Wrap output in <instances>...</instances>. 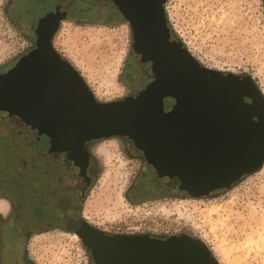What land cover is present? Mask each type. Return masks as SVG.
Listing matches in <instances>:
<instances>
[{
	"label": "water",
	"instance_id": "obj_1",
	"mask_svg": "<svg viewBox=\"0 0 264 264\" xmlns=\"http://www.w3.org/2000/svg\"><path fill=\"white\" fill-rule=\"evenodd\" d=\"M109 1L130 25V56L148 91L100 101L51 47L49 33L38 36L0 73V181L37 221L75 233L98 262L219 264L187 234L107 236L79 215L90 181L87 140L125 139L144 155L154 185L174 197L207 195L264 164V98L253 81L201 65L171 39L166 0ZM165 96L174 99L169 111Z\"/></svg>",
	"mask_w": 264,
	"mask_h": 264
},
{
	"label": "rangeland",
	"instance_id": "obj_2",
	"mask_svg": "<svg viewBox=\"0 0 264 264\" xmlns=\"http://www.w3.org/2000/svg\"><path fill=\"white\" fill-rule=\"evenodd\" d=\"M6 2L0 0V66L15 60L26 46ZM96 2L100 10L111 11L109 0ZM164 8L174 39L201 65L250 78L264 98V0H166ZM111 18L110 23L64 21L53 39L100 101L126 97L130 89L125 81L132 89L139 86L133 62H127L131 28L114 11ZM94 140L97 167L83 204L90 224L118 234L184 233L200 240L219 264H264V164L204 196L162 194L131 203L125 194H131L138 176V182L153 183L145 157L130 151L121 137ZM9 210L0 196V217ZM73 234L58 227L30 232L24 239L30 264H91L81 239Z\"/></svg>",
	"mask_w": 264,
	"mask_h": 264
},
{
	"label": "flooded vegetation",
	"instance_id": "obj_3",
	"mask_svg": "<svg viewBox=\"0 0 264 264\" xmlns=\"http://www.w3.org/2000/svg\"><path fill=\"white\" fill-rule=\"evenodd\" d=\"M6 11L12 24L23 36L26 42V46L21 51V53L15 58V60L0 66V73L7 71L16 63V61L21 56L25 55L31 49L35 48L38 41V36H42L43 33L44 36L45 34L49 33L51 47L58 53V55L61 58L69 62L62 54H60L57 51V49L53 44L54 36L61 27V24L64 21H70L75 24H86V23L94 24L99 21H102L104 23H110L113 20L111 18V11H114V8L111 6L110 12L108 11L101 12L96 0H7ZM171 39L174 38H172L171 36ZM130 59L133 62V68H134V60L129 55L127 62H129ZM222 74H228V73L222 72ZM134 75H136L135 70H134ZM124 76H125V72H124ZM127 76H129V71L127 72ZM236 77L239 80L244 79L243 76H236ZM138 82H139V86L136 87L135 89H132L129 86V84L125 81L124 83L130 89V92L126 97L121 99L136 98L148 91L146 84L142 80L139 79ZM163 103H164V107L167 108V110L165 109L164 110L169 111L171 107L174 105V99L165 96L163 99ZM98 139H102V138H98ZM94 142L95 140L92 139V140H87L84 143V149L88 154L86 175L90 179L89 184L84 190L83 203L81 204V208L79 212L80 217L83 218L84 220H86L85 218H87V216H85L83 213V204L87 192L91 187L93 180L95 178V170L97 167L96 156L93 154L91 150V146ZM127 146L130 151L132 152L134 151V149L128 144V142H127ZM142 189L143 192L141 196L143 197H155L157 195L163 194L154 185V183H152L151 185L146 184L145 186H143ZM216 190H221V189H216ZM0 196L8 201L9 209H10L9 213H7L4 217H0V264H30V261L26 257L25 244H24V239L29 235V233L33 232L36 229H44L50 227H58L63 229L65 228L60 223L50 222V220L48 222L37 221L34 215L33 208L29 206L27 209L26 207L27 203L21 198H19L14 192L7 190L1 181H0ZM45 204H46L45 207L47 209L51 205L50 203H48V201ZM61 210L59 212H61ZM87 222L89 223V221ZM90 225L97 232L107 236L139 235L150 238H154V237L166 238L165 236H155L148 233H136V234L110 233L92 224ZM176 235H180V234H176ZM82 243L85 246L86 250L88 251L91 264H108L105 261L103 263L98 262L96 257H93L91 249L88 248V246H86L83 241Z\"/></svg>",
	"mask_w": 264,
	"mask_h": 264
},
{
	"label": "trees",
	"instance_id": "obj_4",
	"mask_svg": "<svg viewBox=\"0 0 264 264\" xmlns=\"http://www.w3.org/2000/svg\"><path fill=\"white\" fill-rule=\"evenodd\" d=\"M101 12H102V10H101ZM166 18H167V15H166ZM102 19V18H101ZM99 22H102V21H99ZM102 23H104V22H102ZM167 24H168V26H169V28H170V32H171V34H172V38H175L176 36L174 35V32H173V29H172V27H171V25H170V23H169V21H168V18H167ZM176 41H178V42H180V40L178 39V38H176ZM181 43V42H180ZM182 44V43H181ZM183 45V44H182ZM139 175V174H138ZM151 175V174H150ZM152 176V175H151ZM139 177V176H138ZM137 177V178H138ZM135 179L134 180V182L132 183V185H131V194L130 195H128L127 193L125 194V197H126V199L129 201V202H131V203H136L137 201H139V200H144L145 199V197H143V196H141V194H142V192H143V186H145L146 184H144V183H142V182H138V179ZM152 179H153V177H152ZM238 181V180H237ZM236 181V182H237ZM236 182H234V183H236ZM8 240H10V239H8Z\"/></svg>",
	"mask_w": 264,
	"mask_h": 264
},
{
	"label": "bare ground",
	"instance_id": "obj_5",
	"mask_svg": "<svg viewBox=\"0 0 264 264\" xmlns=\"http://www.w3.org/2000/svg\"><path fill=\"white\" fill-rule=\"evenodd\" d=\"M102 153H103V154L105 153V154L107 155V151H106L105 149L102 150ZM73 236L76 237V234H73Z\"/></svg>",
	"mask_w": 264,
	"mask_h": 264
}]
</instances>
